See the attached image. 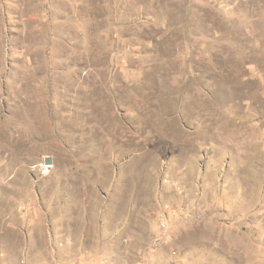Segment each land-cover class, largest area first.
Segmentation results:
<instances>
[{"label": "rangeland", "instance_id": "rangeland-1", "mask_svg": "<svg viewBox=\"0 0 264 264\" xmlns=\"http://www.w3.org/2000/svg\"><path fill=\"white\" fill-rule=\"evenodd\" d=\"M0 264H264V0H0Z\"/></svg>", "mask_w": 264, "mask_h": 264}, {"label": "water", "instance_id": "water-1", "mask_svg": "<svg viewBox=\"0 0 264 264\" xmlns=\"http://www.w3.org/2000/svg\"><path fill=\"white\" fill-rule=\"evenodd\" d=\"M44 162H45V164L50 165L52 163V160L50 157H46Z\"/></svg>", "mask_w": 264, "mask_h": 264}]
</instances>
